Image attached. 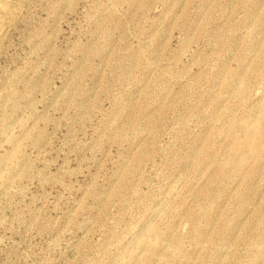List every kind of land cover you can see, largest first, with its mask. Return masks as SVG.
<instances>
[{
  "label": "rangeland",
  "instance_id": "obj_1",
  "mask_svg": "<svg viewBox=\"0 0 264 264\" xmlns=\"http://www.w3.org/2000/svg\"><path fill=\"white\" fill-rule=\"evenodd\" d=\"M25 4L0 264H264V0Z\"/></svg>",
  "mask_w": 264,
  "mask_h": 264
},
{
  "label": "bare ground",
  "instance_id": "obj_2",
  "mask_svg": "<svg viewBox=\"0 0 264 264\" xmlns=\"http://www.w3.org/2000/svg\"><path fill=\"white\" fill-rule=\"evenodd\" d=\"M26 2H27V0H0V52H1V49H2V46H3V43H4V40L6 38V35H7L8 30L15 23L16 19L19 17V15L21 14V12L23 11V8L26 5L25 4ZM171 188L174 190V186L173 185L169 187V189H171ZM172 189H171V191H173ZM169 191L170 190H167V192H169ZM168 194H170V193H168ZM165 198H163L162 201ZM166 199H165V201H166ZM141 232L142 231H140L139 234L137 232V235L135 233L134 234L135 236L133 235L134 236L133 239L134 240L136 239L135 241H132V242H134V249H135V251L134 250H131V248H130V251L128 253H130L131 255H132V253H135L139 249V247L145 248L147 250L151 246L150 243H144V244L141 243V241L139 240V239H141V238H139L140 235H141ZM138 235H139V237H138ZM132 257H134V256L132 255ZM124 261L122 260V262L120 261L119 263H122L123 264ZM124 263H126V262H124Z\"/></svg>",
  "mask_w": 264,
  "mask_h": 264
}]
</instances>
